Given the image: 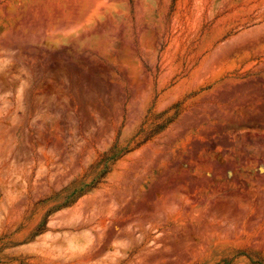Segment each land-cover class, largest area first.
Masks as SVG:
<instances>
[{
	"label": "rangeland",
	"instance_id": "374dc122",
	"mask_svg": "<svg viewBox=\"0 0 264 264\" xmlns=\"http://www.w3.org/2000/svg\"><path fill=\"white\" fill-rule=\"evenodd\" d=\"M0 264H264V0H0Z\"/></svg>",
	"mask_w": 264,
	"mask_h": 264
}]
</instances>
